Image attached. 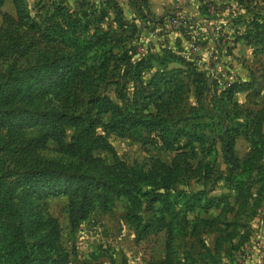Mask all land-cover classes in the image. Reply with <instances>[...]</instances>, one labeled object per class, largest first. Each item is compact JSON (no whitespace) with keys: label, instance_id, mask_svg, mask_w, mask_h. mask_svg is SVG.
Instances as JSON below:
<instances>
[{"label":"trees","instance_id":"obj_1","mask_svg":"<svg viewBox=\"0 0 264 264\" xmlns=\"http://www.w3.org/2000/svg\"><path fill=\"white\" fill-rule=\"evenodd\" d=\"M6 1L0 0V9ZM12 1L16 18L3 15L4 27H0V62L6 60L0 69V264H67L58 223L44 220L38 207L39 200L56 197L67 199L73 230L94 209L108 213L117 200H125V219L135 239L163 231L165 257L157 264H174L169 244L174 226L182 229L189 223L186 213L207 212L222 201L209 197L210 190L204 189L210 173L204 160L219 145L232 174L240 163L233 151L235 140L243 129L249 133L253 150L236 174V202L244 186L241 177L249 174L252 161L262 160V123L254 117L246 120L248 125L241 124L228 120L226 110L217 111L224 100L233 101L237 92L250 86L237 81L220 91L211 90L208 79L214 84L217 80L211 69L201 71L193 59L180 54L183 49L176 42L173 47L180 53L171 52L168 33L159 34L161 55L148 50L140 54L142 27L162 25L175 15L157 20L142 16L139 24L127 23L114 0L82 1L78 9L53 1L47 16L38 20L30 19L18 0ZM108 11L114 14L116 30L111 25L100 27ZM211 27L195 34L178 31L187 43L203 47ZM246 27L244 33L235 32V41L252 38L253 33L255 42L264 45V17L251 12ZM223 38L215 40L217 45ZM22 59L25 62L19 63ZM153 61L160 70L147 77ZM172 63L178 67L171 68ZM191 85L195 105L189 107L185 101ZM208 95L212 106L206 103ZM99 128L105 135L130 138L175 155L169 163L156 159L148 168L129 165ZM31 129L34 134L28 135ZM68 131L72 135L67 141ZM50 144L61 160L41 156ZM98 151L108 152L111 162L95 156ZM192 180L198 182V191L188 194L181 187ZM176 207L184 208L179 220ZM141 210L150 212L151 218L144 220ZM200 223L214 226L216 221ZM179 232L180 237L187 234L185 229ZM232 237L230 233L217 238L214 253ZM248 239L249 235H241L232 251H240ZM201 248L209 254L205 245Z\"/></svg>","mask_w":264,"mask_h":264},{"label":"rangeland","instance_id":"obj_2","mask_svg":"<svg viewBox=\"0 0 264 264\" xmlns=\"http://www.w3.org/2000/svg\"><path fill=\"white\" fill-rule=\"evenodd\" d=\"M24 13L30 19H44L47 16L49 6L53 1L66 3L65 6L70 9H78L82 1L98 2V0H18ZM120 7L128 18H132L136 13L134 4L130 0H118ZM144 3L146 0H142ZM205 14L210 17L212 25L222 27L219 46L216 41L208 44L206 49L197 50L192 53L190 47L186 44L185 49L180 53L185 56L188 54L190 59L201 71H208L217 77L215 84L213 79H208V85L211 90L220 91L227 84L234 82H246L250 88L243 90L235 96L233 101L224 100L223 104L218 105V112L221 110L228 112V120L240 121L241 124H249L247 119L257 118L262 123L264 133V45L257 44L253 39V33L247 40L239 39L235 41V32L244 33L247 29L246 21L252 13H259L264 17V0H194ZM176 0H170L167 11H180ZM166 5V4H165ZM166 8V7H165ZM85 10L86 8H82ZM207 9H209L207 11ZM0 27L3 29V15L16 18V10L12 0H7L0 9ZM175 15H181L179 12ZM151 19L157 20L158 17L151 16ZM184 17V16H183ZM187 20H191L185 18ZM196 21V20H191ZM198 24L200 22L196 21ZM110 24L109 18L105 19L102 29H107ZM162 25L149 26L145 30L144 38L149 44L161 40L159 34L174 32L173 29L165 28ZM201 25V24H200ZM167 29V31H163ZM89 33H92L89 31ZM210 40L211 37H210ZM209 47V49L207 48ZM214 47V48H213ZM191 52V53H190ZM192 54V58L190 56ZM211 54L212 57H209ZM215 55V56H213ZM24 59L19 63H24ZM211 65L213 67H211ZM6 60L0 62V69H4ZM214 85V87H213ZM108 88L109 94L114 98V94ZM190 92L187 94L186 105H195V96L193 86H190ZM108 93V92H107ZM209 95L206 103L209 102ZM115 99V98H114ZM216 105V104H215ZM238 114V115H235ZM235 123V122H233ZM220 129V128H219ZM216 129L214 135H216ZM99 133L105 135L99 128ZM242 135L238 136L234 143V154L238 159L239 167L230 174L231 166L226 164L221 153V146H217L214 155L204 160L208 165L210 173L206 178L207 183L204 189H209V197L221 200L219 205L211 208L207 212L203 210H194L185 214L188 222L181 225L187 234L180 237L179 225L174 226V235L171 239L170 248L173 252L174 264H202L200 262L204 257L202 254V244L213 248L215 240L219 237H225L230 233L234 235L231 241H222L225 250L231 254L230 261L226 257L225 264H248L251 260L257 261V257L263 253L264 246V152L262 160L250 161L249 174L243 175L241 181L244 183L242 194L237 202L236 191L233 186L238 183L236 174L240 173L244 167V159L251 156L253 144L249 138V133L242 130ZM34 134V129L28 131V135ZM72 133L68 131L66 140L68 141ZM106 140L112 145L116 155L127 164H137L144 168L151 166L153 161L159 159L163 163H169L174 157V152L170 150H157L150 145H143L130 138L119 137L113 134H106ZM53 145L41 152V156L47 159H60ZM100 157L103 162H111V155L106 151H98L94 154ZM198 158H201L200 155ZM9 161L10 158H7ZM64 160V159H63ZM195 165L197 160H192ZM248 162V163H250ZM240 165H242L240 167ZM212 170V172H211ZM250 175V176H249ZM198 179V181H201ZM228 179V180H227ZM198 182L189 181L181 189L191 194L198 191ZM202 191V193L205 191ZM190 197L186 195V199ZM224 201V202H223ZM204 205V201L202 204ZM241 205V208H240ZM42 218L44 220H55L60 229L59 243L68 254L67 264H157L165 257V239L166 234L162 232H151L143 239L137 241L133 228L125 219L126 201L119 199L116 201L113 209L108 213H102L99 209H94L87 220L77 229H71L68 221V202L65 197H56L41 199L38 201ZM182 207H176L175 213L177 220L183 218ZM141 216L144 220L151 218L150 212L141 210ZM216 221L214 226L201 224L202 221ZM199 221V225L196 223ZM234 221V222H233ZM237 222V223H236ZM184 227V228H183ZM180 233V234H177ZM249 235V241L245 246H241L240 252L232 251L231 247L240 241V237ZM237 241V242H235ZM224 250V251H225ZM242 250V251H241ZM232 252V253H231ZM162 258V259H161ZM161 259V260H160ZM254 262V261H253Z\"/></svg>","mask_w":264,"mask_h":264},{"label":"crops","instance_id":"obj_3","mask_svg":"<svg viewBox=\"0 0 264 264\" xmlns=\"http://www.w3.org/2000/svg\"><path fill=\"white\" fill-rule=\"evenodd\" d=\"M130 1L134 4V8L136 10L135 11L136 13L133 15L132 18H128L125 15V13L123 12V8L120 7L119 1L114 0V2L117 4V6L119 7V9L121 11V18L127 23L134 22L136 24H139L140 18L142 16H146V17L151 19L152 18L151 16L160 18L164 15H175V13L179 12V14H181L185 18H188L191 20H196V21L200 22L203 31L208 30V28H210L212 26V23L210 22V17L208 16V14H205L198 6H196V3L194 2V0H176L178 2V4L175 7H178V6H181V7H180V11L174 10V12L167 11L168 10L167 6L169 5L170 0H146L145 3L142 0H130ZM208 10L209 9H207V11ZM107 18H109V21H110L109 25H111V29L116 30L117 22L114 21V14L112 11H108V15L105 19H107ZM145 29H146L145 27H142V35H141L142 44L139 47V53L144 54L148 50L149 53H152L155 56L161 55L162 54L161 49L163 47L161 45V43H162L161 40L156 41L152 45L149 44L148 41L146 40V38H144L145 31H146ZM169 41H170V43L168 44L169 45L168 48L170 49L171 52H173L177 55L180 52L177 51V48L173 47L175 45V42L177 44H179V47H181L182 49H185V46L187 44V42L185 41V39L183 38V36L181 35V33L178 30H175L174 32L170 33ZM211 43H212V40L207 39L205 45L203 47H200V50L206 49V46L208 44L211 45ZM213 46L215 47V46H219V45H213ZM207 48L209 49V47H207ZM170 67L176 68V67H178V64L172 63ZM157 70H160V68L153 61V69L147 73V77H150ZM240 92H242V91H240ZM240 92H237L234 95V98ZM248 241H249V239H248ZM248 241L244 242L243 246H245V244ZM235 242H237V241H235ZM214 247H215V242L213 244V248L206 246V248L209 250L208 255H205L204 251L202 250V254L204 255V257L202 259H205V260L200 259V262L202 264H225L226 260H224L222 257H226L230 261L231 254L229 253V251L227 252L225 250V248L222 246V248H220V250L218 252L214 253ZM262 249H263V253L257 257V261L251 260L248 264H263L264 246ZM238 252H240V251H238ZM196 263L197 262L195 261V264Z\"/></svg>","mask_w":264,"mask_h":264},{"label":"built area","instance_id":"obj_4","mask_svg":"<svg viewBox=\"0 0 264 264\" xmlns=\"http://www.w3.org/2000/svg\"><path fill=\"white\" fill-rule=\"evenodd\" d=\"M165 28L167 29H173V30H180V29H188L190 34H195L197 31H203L200 24H198L196 21L190 22L189 20L185 19L182 15H175V18L169 21H164ZM222 27L218 25H213L211 29L209 30V36L211 37L212 41H215L220 35L222 34ZM167 29H163V31H167ZM223 35V34H222ZM190 47V51L192 53L197 52V50L200 49L195 42L187 43ZM190 52V53H191ZM195 54V53H194ZM188 57V54L186 55ZM215 56V55H213ZM209 57H212L211 54ZM216 57V56H215ZM214 58V57H212ZM215 59V58H214ZM228 85V84H227Z\"/></svg>","mask_w":264,"mask_h":264}]
</instances>
